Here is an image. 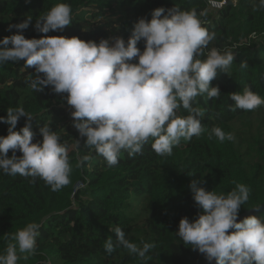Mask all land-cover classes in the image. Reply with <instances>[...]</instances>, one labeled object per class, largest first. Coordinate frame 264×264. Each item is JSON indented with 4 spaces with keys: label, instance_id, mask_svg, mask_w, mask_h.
<instances>
[{
    "label": "trees",
    "instance_id": "1",
    "mask_svg": "<svg viewBox=\"0 0 264 264\" xmlns=\"http://www.w3.org/2000/svg\"><path fill=\"white\" fill-rule=\"evenodd\" d=\"M256 2L238 0L203 25L215 34L205 56L215 47L233 51L235 58L226 73L218 70L211 82L210 86L219 88V99L197 97L194 106L203 110L205 131L190 141L182 140L170 156L157 155L150 139L141 154L122 152L117 165L107 166L72 126L66 93L56 94L50 87L42 93L32 91L26 79L35 69L25 67L23 60L0 66V117H6L10 107H23L34 117L33 143L42 139L39 128L49 126L67 145L72 168L71 182L56 192L39 178L30 182L31 178L19 174L0 173V254L9 242L6 233L14 234L35 222L41 225L35 254L17 264H196L204 260L203 254L175 235L180 219L187 217L191 222L198 212L189 188L192 181H202L198 187L206 191L225 194L237 184L248 186L250 196L238 216L263 204L264 105L251 111L229 110L233 104L229 95L246 86L264 98V42L261 37L249 38L252 34L264 36V10H255ZM61 3L71 6L72 23L59 32H36V18ZM173 6L194 8L200 14L206 9V0H30L27 4L25 0H0V39L17 34L15 29L6 30L10 24L32 16L29 28L22 33L26 39L47 35L99 42L118 36L127 41L139 18L150 20L152 10ZM99 18L104 23L91 24ZM137 47L142 51L143 41ZM245 61L249 67L240 68ZM187 114L183 109L179 112ZM26 119L21 117L14 130L19 131ZM7 127L0 123V136L7 135ZM213 127L233 133L236 141L209 139ZM85 155L91 159L77 166ZM79 184L82 187L76 190ZM258 216L264 219V213ZM115 226L138 246L155 243V249L147 254L150 259L142 261L123 248L105 252L106 239H115L110 231Z\"/></svg>",
    "mask_w": 264,
    "mask_h": 264
},
{
    "label": "clouds",
    "instance_id": "2",
    "mask_svg": "<svg viewBox=\"0 0 264 264\" xmlns=\"http://www.w3.org/2000/svg\"><path fill=\"white\" fill-rule=\"evenodd\" d=\"M254 7L264 10V0H257ZM201 15L194 8L158 7L151 11L150 20L142 17L134 23L127 41L116 36L99 42L47 35L26 39L22 33L32 21V16H27L6 29H15L17 34L0 39V66L23 60L25 67L35 69L26 79L32 91L42 93L50 87L56 94L66 93L72 126L107 166L117 165L122 152L141 154L150 139L157 155L170 156L182 140L190 141L205 131L203 110L194 106L197 97L219 99V88L210 86L211 82L218 70L226 73L235 58L233 51L215 47L205 56L215 34L203 26ZM71 23L72 8L61 3L36 18L33 27L47 34L62 31ZM141 41L142 51L137 47ZM239 67L249 66L245 61ZM229 99L233 102L230 111H251L264 105V98L247 86ZM181 109L188 114L179 115ZM21 117L27 118L25 124L15 131ZM33 118L23 107H10L6 117H0V123L8 126L7 135L0 136V173L19 174L31 178L30 182L39 178L56 192L71 182L68 147L49 126L39 128L42 139L33 143ZM213 136L221 143L236 141L233 133L220 127L210 130L209 139ZM90 159L83 156L77 166ZM201 182L189 185L197 215L191 222L181 218L175 235L203 254L208 264H264V219L249 215L237 222L251 189L237 184L226 194L217 193L198 187ZM261 205L251 209L259 212ZM40 227L32 222L14 234L6 233L9 242L0 254V264H17L35 254ZM110 231L115 239H106L105 252L123 248L142 261L150 259L147 254L155 249V243L138 246L126 238L121 227Z\"/></svg>",
    "mask_w": 264,
    "mask_h": 264
},
{
    "label": "built area",
    "instance_id": "3",
    "mask_svg": "<svg viewBox=\"0 0 264 264\" xmlns=\"http://www.w3.org/2000/svg\"><path fill=\"white\" fill-rule=\"evenodd\" d=\"M235 4L236 3H234L233 0H206V9H205V11L201 12V13H203V15H201V20L204 22V24L208 23L210 21L209 17H212L214 13L222 10L227 5H235ZM258 37H261L262 41L264 42V36H262V35L257 36L255 34H252L249 38H250V40L254 41ZM70 121L72 123L71 115H70ZM80 187H82V186L79 184L75 189L77 190Z\"/></svg>",
    "mask_w": 264,
    "mask_h": 264
},
{
    "label": "water",
    "instance_id": "4",
    "mask_svg": "<svg viewBox=\"0 0 264 264\" xmlns=\"http://www.w3.org/2000/svg\"><path fill=\"white\" fill-rule=\"evenodd\" d=\"M261 213H264V203L261 205V208H260V211L259 212L254 211V210L251 209V210L246 211V212L242 213L241 215H239L237 222H239L241 219H243V218H245V217H247L249 215L258 216ZM196 264H208V262L204 258V260H202L201 262L196 263ZM212 264H215V262L213 261Z\"/></svg>",
    "mask_w": 264,
    "mask_h": 264
},
{
    "label": "rangeland",
    "instance_id": "5",
    "mask_svg": "<svg viewBox=\"0 0 264 264\" xmlns=\"http://www.w3.org/2000/svg\"><path fill=\"white\" fill-rule=\"evenodd\" d=\"M101 21V22H100ZM104 23V20H103V18H99V19H97V20H94V21H91V24H97V23ZM81 188V187H80Z\"/></svg>",
    "mask_w": 264,
    "mask_h": 264
}]
</instances>
